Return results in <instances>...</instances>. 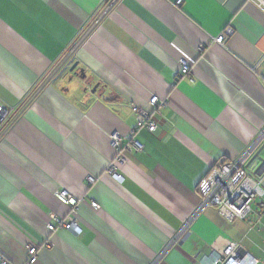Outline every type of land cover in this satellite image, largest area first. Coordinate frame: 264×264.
I'll use <instances>...</instances> for the list:
<instances>
[{"label": "crops", "instance_id": "0c3cea01", "mask_svg": "<svg viewBox=\"0 0 264 264\" xmlns=\"http://www.w3.org/2000/svg\"><path fill=\"white\" fill-rule=\"evenodd\" d=\"M105 1L0 0V102L16 107L0 131V254L27 264L32 245L34 264H200L234 241L264 261V197L253 225L208 208L185 226L211 167L238 158L264 128V6L120 0L47 81ZM75 62L85 78L70 72ZM134 105L158 126L137 134L144 150L127 154L117 181L109 135L127 142ZM260 164L248 167L255 177ZM64 190L78 199L75 232L59 226L71 215L56 197Z\"/></svg>", "mask_w": 264, "mask_h": 264}, {"label": "built area", "instance_id": "2783aa9c", "mask_svg": "<svg viewBox=\"0 0 264 264\" xmlns=\"http://www.w3.org/2000/svg\"><path fill=\"white\" fill-rule=\"evenodd\" d=\"M120 0H106L96 13L90 17L84 28L78 33L75 40L70 44L64 53L58 58L52 70L48 73L46 80L51 81L68 61L75 55L78 48L88 39L90 34L94 32L101 24L102 20L106 18L114 6ZM253 1V0H252ZM262 6H264V0H257ZM178 4H181V0H178ZM230 35V30L222 33L215 38V43L223 45ZM199 52H203L206 47L200 45L198 47ZM190 65L187 61H182L181 75H188L190 72ZM160 103L157 96L150 99V104L156 107ZM165 104V101L161 102ZM16 111V107L8 106L0 102V131L3 127L13 118V114ZM136 124L130 130L129 136H127V142L123 143V137L118 132L110 133V143L116 149V156L108 168V174L117 181H122V175L119 174L118 169L121 165L127 161V154L134 152H142L144 150L143 144L137 139V134L146 129L150 132H155L157 129V122L153 119V115L146 109L134 105L132 107ZM264 143V128L260 130L256 138L244 149L241 155L228 161L216 162L209 173L203 178L198 186V192L201 196V202L194 214L186 222L185 226L190 225L202 212L208 208H216L218 212L223 215L227 220L234 221L240 220H252L253 225L256 220L252 219V204L255 200L264 197L263 178L264 175L253 176L248 168L253 155ZM90 181H94V178H89ZM56 197L62 203L71 207V215L67 220H61L59 226L68 231H77L79 224L76 215V208L78 205V199L71 195L67 190L56 192ZM97 207L96 205H94ZM50 232L53 227L49 225ZM251 229V228H250ZM178 236H174L169 246H172L177 242ZM29 260L27 264H34L38 259V248L35 246H27ZM200 264H264V261L255 257L249 252L243 250L239 242L229 241L223 250H215L211 255L202 256L199 260ZM0 264H14L7 260L0 254Z\"/></svg>", "mask_w": 264, "mask_h": 264}, {"label": "water", "instance_id": "95a60500", "mask_svg": "<svg viewBox=\"0 0 264 264\" xmlns=\"http://www.w3.org/2000/svg\"><path fill=\"white\" fill-rule=\"evenodd\" d=\"M79 63L75 62L72 67L70 68V72H74L76 70V74H80L82 75L83 78H85V74H84V70L78 68ZM91 87V84L89 83V86ZM98 85L96 84L93 89L91 90L92 93L96 92ZM264 152V143L261 145V147L256 151V153L253 155V157L251 158L250 162L248 163V167L256 160L259 159L261 161V164L259 165V167L257 168L255 174H257L263 167H264V155L262 154Z\"/></svg>", "mask_w": 264, "mask_h": 264}, {"label": "flooded vegetation", "instance_id": "af4514ba", "mask_svg": "<svg viewBox=\"0 0 264 264\" xmlns=\"http://www.w3.org/2000/svg\"><path fill=\"white\" fill-rule=\"evenodd\" d=\"M71 59H72V58H71ZM71 59L68 61V63H70ZM68 63H66V65L63 67V69L67 66ZM63 69H62V70H63Z\"/></svg>", "mask_w": 264, "mask_h": 264}, {"label": "rangeland", "instance_id": "374dc122", "mask_svg": "<svg viewBox=\"0 0 264 264\" xmlns=\"http://www.w3.org/2000/svg\"><path fill=\"white\" fill-rule=\"evenodd\" d=\"M261 264H263V263H261Z\"/></svg>", "mask_w": 264, "mask_h": 264}]
</instances>
